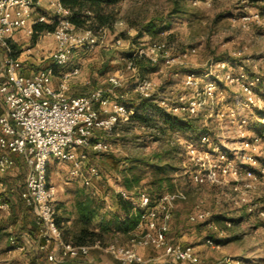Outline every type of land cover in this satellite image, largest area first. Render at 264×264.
Instances as JSON below:
<instances>
[{
  "label": "built area",
  "instance_id": "1",
  "mask_svg": "<svg viewBox=\"0 0 264 264\" xmlns=\"http://www.w3.org/2000/svg\"><path fill=\"white\" fill-rule=\"evenodd\" d=\"M41 2L0 0V44L7 51V56L0 61V98L6 108L0 115V177L15 168L14 154L24 158L27 174L21 198L36 217L39 249L47 252L48 260L54 264L71 260L98 264L92 255L95 249L105 250L119 264H144L146 260L140 249L149 247L163 249L172 259L198 264V255L192 246L170 244L167 239L175 207L179 201L187 199L185 192L179 189L164 193L155 204L147 192H139L136 197L125 190L119 192L124 198H131L141 213L128 245H106L101 239L76 244L65 237L64 228L58 222V188L49 178L51 161H70L72 175L80 178L85 187H91L101 173L96 165H90L88 174H84L90 152L112 151L110 137L121 124L131 122L136 112L134 106L112 97L114 90L123 86V75H111L108 87L96 88L83 96H71V80L81 75V68L75 67L63 73L59 86H55L56 67L67 66L78 48L97 46L106 30L101 28L94 32L89 28H77L69 18L70 10L61 0H51L49 4L56 16L53 20L56 27L52 32L56 49L51 54L55 65L31 76L22 73L19 60L9 55V39L16 29H25L27 35L32 36L35 24L49 22L47 14L35 16ZM249 19V16L244 17V20ZM124 43L121 38L115 41L117 46ZM195 52L196 49H192L174 57L164 42L154 41L133 51L127 58V67L139 72V58L156 65L160 62L171 65ZM235 55L239 57L241 52ZM213 67L215 72L183 74L184 88L191 93L160 91L148 77H139L130 91L173 115L192 119L204 112L207 122L200 139L186 144V153L193 166L189 169L192 181L199 185L232 183L234 190L240 192V201L247 207V212L264 219V202L253 203L250 198L264 179V75L256 71L250 73L244 65L234 72L228 61H217ZM222 81L238 87L234 100H228ZM248 113L255 115L254 120ZM211 120L224 122L222 127L234 132L238 140L232 143L235 144L233 147L226 141L223 144L215 142L208 125ZM0 187H3L1 181ZM4 196L0 192V209L9 210L11 203L4 200ZM210 217V213L198 204L190 219L207 222L222 235L223 231ZM225 224L231 227L232 221L226 220ZM9 243L10 251L27 248L14 235L9 237ZM206 243L220 246L213 238H208ZM226 264L235 263L229 261Z\"/></svg>",
  "mask_w": 264,
  "mask_h": 264
},
{
  "label": "rangeland",
  "instance_id": "2",
  "mask_svg": "<svg viewBox=\"0 0 264 264\" xmlns=\"http://www.w3.org/2000/svg\"><path fill=\"white\" fill-rule=\"evenodd\" d=\"M106 11L112 20L105 25L104 37L99 44L94 48H78L70 59L72 64L81 67V75L74 84L82 85L83 93L108 87L112 73L123 75V86L118 88V95L125 98L134 96L130 90L139 77L151 78L160 91L191 93V90L184 88L183 70H203L197 74L215 72V62L231 58L236 59L230 63L232 71L238 72L240 65H244L250 73L256 71L264 75V0H120ZM46 13L49 24L56 27L53 21L56 19L55 14L52 10ZM257 14L259 17H256ZM157 16L165 18L168 24L163 25L156 36L145 34L139 38L137 35L141 25ZM246 16L250 19L244 20ZM40 36L42 49L39 51L36 48L38 39L34 42L29 37L28 41H24L23 45H29L23 50L26 54L21 58L20 66L36 69L51 58L56 49L55 37L48 32ZM119 38L125 41L124 45H115ZM154 41L164 42L174 57L192 49H196V52L189 53L186 59L171 65L160 62L156 71L145 68L140 73L129 69L128 56ZM29 50L32 51L27 52ZM240 52L241 56L236 57L235 54ZM32 58L36 59L35 65L30 63ZM56 68V77H60L62 68ZM221 84L229 96L228 100H234L239 92L238 87L226 81ZM135 112L132 121L121 124L110 137L112 151L101 154L90 152L84 174H88L90 165H96L101 173L99 179L93 180L91 187H85L80 178L72 175L70 161H51L49 178L58 188V221L64 228L66 238L73 240L75 230L80 226V232L83 227L81 223L79 225L77 217V203L81 198H98L100 203L103 202L102 214H113L118 211L115 195L121 190L135 197L139 192H149L158 197L161 193L179 189L185 192L187 199L179 201L175 207L167 235L170 244L192 246L198 255V264H226L229 261L235 264H264V219L247 212V207L240 201V192L234 190L232 183L199 185L192 181L189 169H193V166L186 153V144L200 139L207 122L204 112L191 119L196 131L171 128L163 118L165 112L156 105L148 109L135 108ZM249 116L252 119L255 117L251 113ZM219 123L216 120L208 121L215 142L223 144L226 141L229 147H233L235 144L232 143L238 137L234 132H229L227 127H222L224 122ZM108 156L119 159L118 166L110 162ZM135 159L140 163L134 165L132 162ZM21 161H24L23 157ZM26 174V165L19 163L8 174L0 177L3 182L0 192L11 200L9 210L0 209V227L5 229L0 234V264H35L31 258V248L27 246L25 251H10L9 243V233L17 235L18 232V225H12L13 220L21 218L23 209L28 207L21 198ZM124 175L139 179L131 191L123 186ZM250 198L253 203L264 202V179L250 194ZM198 204L202 210L210 213V220L216 221L223 231L222 235L216 233L207 222L191 221L190 216ZM69 220L71 223L68 224ZM102 220V215L97 216L92 228L98 230ZM226 220L232 221L231 227L225 224ZM102 238L106 245L117 243L125 246L131 237L117 233L105 234ZM208 238L217 240L220 246L209 245L206 243ZM141 249L145 264L175 261L166 256L161 248ZM92 255L95 261L102 259L103 255L115 260L102 249L93 250Z\"/></svg>",
  "mask_w": 264,
  "mask_h": 264
},
{
  "label": "trees",
  "instance_id": "3",
  "mask_svg": "<svg viewBox=\"0 0 264 264\" xmlns=\"http://www.w3.org/2000/svg\"><path fill=\"white\" fill-rule=\"evenodd\" d=\"M66 8L70 10V20L73 24L80 29H91L94 32H99L101 28H105V25L111 22L112 16L107 14V8L111 5L118 3L120 0H61ZM168 22L165 18L154 17L153 19L147 21L138 29V37L141 38L145 34H150L151 36H156L159 34L163 25H167ZM55 26L49 23H38L34 25V34L32 39L34 42L39 38L44 32H53ZM11 52L10 56L17 58L21 52L20 49L13 43H10ZM132 54V53H131ZM131 54L129 56H131ZM236 61L235 58L227 59L229 63L231 61ZM220 61V60H219ZM226 61V60H225ZM55 62L52 58L45 60L42 64L37 67L35 70H41L54 66ZM137 65L139 72L141 73L142 69H150L153 71L157 70V65L153 64L150 60L145 58L137 59ZM184 73H201V69H186L183 70ZM142 76V75H141ZM112 97L120 99L123 102H126L130 105H133L137 110L140 108L148 109L149 107L155 105L147 98H141L138 96L133 97H122L118 95V89H115L112 93ZM165 112V111H164ZM163 118L168 126L176 130H193L196 131V126L193 124L191 119L173 115L170 113H163ZM17 154L13 155L14 156ZM162 158V157H161ZM110 162L118 166L120 160L114 156H108ZM134 165L140 163L139 160L135 159L132 162ZM123 186L131 191L134 188L135 183H139L137 178H129L128 176H123ZM149 193V192H148ZM150 194V193H149ZM161 193L158 197H154L150 194L153 204L162 196ZM4 200L10 201L6 196ZM115 200L117 204L118 211L116 213H105L102 214L103 202H99L98 198L87 197L86 200L79 201L77 203V210L79 213V219L83 225L80 232L74 236L73 241L76 244H89L93 243L96 239H101L105 234H117L121 233L127 236L132 237V232L137 228L141 213L139 209H136L135 204L131 198H124L121 193L115 195ZM99 215L103 216V220L98 228V230L93 229V221ZM59 222V221H58ZM13 225H18L17 239L20 237L21 230H29L31 236L38 241V225L36 217L33 214L31 208L25 207L23 209V216L21 218L16 217L12 222ZM21 241V240H20ZM35 264H54L48 260L47 252L40 253L35 257ZM70 262V261H69ZM74 262V261H72ZM184 261L172 260L165 264H183ZM62 264V263H60ZM65 264V263H64ZM69 264V263H66ZM72 264V263H70ZM82 264V263H81ZM145 264V263H144Z\"/></svg>",
  "mask_w": 264,
  "mask_h": 264
},
{
  "label": "crops",
  "instance_id": "4",
  "mask_svg": "<svg viewBox=\"0 0 264 264\" xmlns=\"http://www.w3.org/2000/svg\"><path fill=\"white\" fill-rule=\"evenodd\" d=\"M50 1L51 0H42V2H41V6L38 8V10L36 11V13H35V16H38V15H40V14H47L46 12H47V10H51V8H50ZM48 21H49V19H48ZM47 23H49V22H47ZM48 34L49 35H51L52 34V32H48ZM45 36V35H44ZM29 37H31L32 38V36H28L27 35V33H26V30L25 29H16V30H14L13 32H12V37L9 39V41H10V43H13V44H15L16 46H17V48L18 49H20V50H24L25 49V46L26 45H29V44H24L23 45V43H24V41L26 42V41H28V38ZM42 37L40 36L39 38H38V40L36 41V48L38 49V51H39V49H42L41 47H40V39H41ZM32 50H29V51H27V52H31ZM26 54V51H23V52H21L20 54H19V56L16 58V59H18L19 60V62L21 61V58L24 56ZM7 56V51H6V48L3 46V45H1L0 44V61L2 60V59H4L5 57ZM28 59H30V58H28ZM30 63H32L33 65H35L36 64V59L35 58H32L31 60H30ZM231 65V64H230ZM75 67H80L78 64H72V62H69V64L67 65V66H65V67H63L62 68V70L59 72L60 73V77H56L55 76V78H54V84H55V86L56 87H58L59 86V82H60V80H61V75L63 74V73H65L66 71H71V70H73ZM81 68V67H80ZM234 69V68H233ZM21 71H22V73L24 74V75H26V76H31L32 74H34L35 72H37V70H35V69H32V67H24V66H21ZM39 71V70H38ZM116 73H112V75H115ZM2 76H3V74H1ZM79 77H80V75L79 76H75L72 80H71V83H70V89H69V95H71V96H83V95H86V94H88V93H83L82 92V88H83V86L82 85H78V86H76L74 83H75V81L77 80V79H79ZM59 78V79H58ZM5 110H6V108H5V104H4V102H3V100L0 98V115H2V114H4L5 113ZM21 155L20 154H17V155H15L14 156V160H15V162H16V166H17V164H19V163H22V164H25L26 165V163H25V160H24V158H23V160L24 161H21ZM15 166V167H16ZM27 168V167H26ZM99 179V178H98ZM25 187V186H24ZM24 189V188H23ZM23 191V190H22ZM21 191V192H22ZM90 198V197H89ZM87 199V197H84V198H81L79 201H83V200H86ZM9 200H10V198H9ZM78 201V202H79ZM10 202H11V200H10ZM78 211V210H77ZM79 214V213H78ZM77 217L79 218V215H77ZM67 223L69 224V223H71V220H69V221H67ZM81 222H80V219H79V225H81L80 224ZM63 224L65 225V223L63 222ZM13 225V224H12ZM78 226V225H77ZM80 227V226H79ZM79 227H78V229H76L75 230V232H76V235L78 234V232H79ZM2 227H0V234L3 232V231H5V229L4 230H2L1 229ZM135 231V230H134ZM12 235H14V236H16L14 233L12 234V232L11 233H9V236H12ZM132 235H133V232H132ZM65 237H66V233H65ZM131 237V236H130ZM19 239L24 243V244H26V246H28L29 248H31L32 249V251H33V253L31 254V258H32V260H33V262L35 261V257H36V255H38V254H40V253H43L40 249H39V244H38V241H35V239L31 236V234L29 233V230H24L23 232H21L20 233V237H19ZM68 239H71V238H68ZM131 239V238H130ZM72 240V239H71ZM130 242V241H129ZM129 242H128V244H129ZM127 244V245H128ZM143 249H145V248H143ZM140 253L143 255V253H142V249H140ZM72 261H74V262H72ZM97 263H99V264H119V262L118 261H116V260H111V259H109L106 255H103L102 256V259H99L98 261H96ZM66 264V263H72V264H84L83 262H82V260L80 261V260H71L70 262L69 261H66V262H63L62 264Z\"/></svg>",
  "mask_w": 264,
  "mask_h": 264
}]
</instances>
